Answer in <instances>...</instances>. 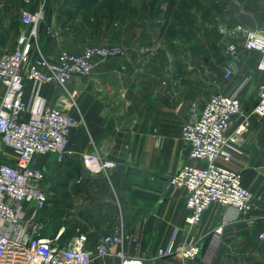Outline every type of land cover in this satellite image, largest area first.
Listing matches in <instances>:
<instances>
[{"label":"crops","instance_id":"0c3cea01","mask_svg":"<svg viewBox=\"0 0 264 264\" xmlns=\"http://www.w3.org/2000/svg\"><path fill=\"white\" fill-rule=\"evenodd\" d=\"M126 1L121 15L110 17L89 11L97 0H46V20L31 36L46 57L55 59L63 50L78 52L105 44H119L124 53L99 60L90 76H75L67 83V90L75 91L73 106L64 103L70 97L56 83L37 88L24 83L29 108L25 116L33 109L56 106L78 119L61 160L48 152L34 155L31 161L45 174L40 189L46 201L35 218L43 224L42 235L56 238L59 244L84 233L88 245L94 246L103 235L123 231L125 253L140 264H182L179 254L158 256V249L193 239L204 255L212 231L221 224L223 209L213 205L199 225L189 226L185 190H165L168 178L183 164L199 163L189 158L181 128L190 104L202 106L216 92L237 94L241 113L250 114L262 78L259 54L243 48L241 34L216 31L215 19H208L209 10L210 18L214 15L215 0H207L206 14L196 0L170 4L139 0L143 7L137 16L135 0ZM219 4L223 27L241 24L264 29V10L255 3L222 0ZM168 5L175 28L169 34L171 41L163 43ZM22 8V0H0V52L13 50L32 31L21 20ZM153 17L154 23L148 24ZM228 43L236 45V58L226 51ZM231 62L235 70L226 78L224 68ZM3 92L0 84V97ZM240 121L237 117L230 131ZM240 148L234 159L218 161L241 173L253 194L254 222L240 219L223 225L208 260L202 255L193 264H264V239L258 238L264 232V118H251ZM95 152L115 160L117 168L90 172L82 155ZM1 159L15 160L9 147H2ZM34 210V202L25 203L26 216ZM118 249L113 245L109 255L95 258L92 264H119Z\"/></svg>","mask_w":264,"mask_h":264},{"label":"built area","instance_id":"2783aa9c","mask_svg":"<svg viewBox=\"0 0 264 264\" xmlns=\"http://www.w3.org/2000/svg\"><path fill=\"white\" fill-rule=\"evenodd\" d=\"M21 20L32 26L28 37H21L19 45L8 52H0V84L4 92L0 97V264H92L95 258L110 254L113 245L119 249L115 255L119 264H140V260L127 255L123 248L127 235L123 231L106 234L94 245H88L84 233L73 236L66 244L56 238L42 235L43 224L36 220V210L41 209L46 196L40 189L44 172L33 167L36 154L54 153L61 160L67 151L68 138L78 125L73 114L60 107L43 106L29 110L23 97L26 81L37 88L44 83H56L66 91L68 106L75 105V91L67 90V83L75 76L88 77L99 60L119 56L124 49L119 44L89 45L81 51L63 50L55 59L46 57L31 40L38 24L46 20V0H22ZM50 30H48L49 32ZM222 32L243 36V48L259 54L257 68L261 72L258 100L252 111L244 115L237 94L212 93L202 106L192 102L188 119L181 128V137L189 144L188 156L199 163H186L172 174L164 186L182 188L186 192L188 210L186 223L199 225L206 210L216 205L223 209L221 224L214 228L205 254L196 240L183 241L176 246L170 243L158 249V256L179 254L182 264H193L203 255L208 260L218 245L223 225L245 219L253 223V194L244 185L239 171L223 162L230 161L241 152L244 134L251 118H264V36L257 29L241 24L223 27ZM226 51L236 58L237 47L228 43ZM235 64L224 68L227 78ZM241 121L231 129L234 120ZM9 147L14 161L1 159L2 147ZM82 161L92 173L109 172L117 168L115 160L95 153H84ZM34 202L35 210L25 215V203ZM264 239V232L258 234Z\"/></svg>","mask_w":264,"mask_h":264},{"label":"rangeland","instance_id":"374dc122","mask_svg":"<svg viewBox=\"0 0 264 264\" xmlns=\"http://www.w3.org/2000/svg\"><path fill=\"white\" fill-rule=\"evenodd\" d=\"M149 2H152L153 0H148ZM157 1L156 3L162 1V0H154ZM164 1V0H163ZM170 0H168L169 2ZM173 1V0H171ZM186 1V0H185ZM194 1V0H193ZM198 1V4L200 6V10L203 9V12H205V7H207L208 5V1L207 0H196V2ZM219 1V3H221L222 0H215V12L212 18H210V14L211 11L209 10V21H211V19H215L216 25H215V29L216 31H221V29L223 28V24H221V19H222V10H221V5L219 3H217ZM250 2H252L253 4L255 3V6H259L262 7V9L264 10V0H248ZM126 0H97L96 4L94 5V7L92 8V10L89 11H93L95 14H104L106 16L105 13H108V15L110 17H115L116 15H121V11L124 10V8L126 7ZM142 2V1H141ZM139 0H135V15L137 16L138 14H142V7L143 4L141 3ZM210 3V0H209ZM170 4V3H169ZM124 7V8H123ZM157 8V7H156ZM156 11V10H154ZM119 13V14H118ZM154 13V12H152ZM158 15V13H157ZM174 16V12L171 9L170 5L167 6V11L166 13L163 15L164 17V24L167 25L165 28V30H163V32L165 33V35L163 36V38L160 39L161 42L163 43H167L169 41H171L170 39V32L171 30H173V28H175V19H173L172 17ZM155 18H150L147 19V23H154ZM205 21V19H204ZM158 28V27H157ZM160 30H162V28H160Z\"/></svg>","mask_w":264,"mask_h":264},{"label":"water","instance_id":"95a60500","mask_svg":"<svg viewBox=\"0 0 264 264\" xmlns=\"http://www.w3.org/2000/svg\"><path fill=\"white\" fill-rule=\"evenodd\" d=\"M258 33H259L260 35L264 36V29H259V30H258Z\"/></svg>","mask_w":264,"mask_h":264},{"label":"trees","instance_id":"16d2710c","mask_svg":"<svg viewBox=\"0 0 264 264\" xmlns=\"http://www.w3.org/2000/svg\"><path fill=\"white\" fill-rule=\"evenodd\" d=\"M171 2H173V1L170 0L169 3H171Z\"/></svg>","mask_w":264,"mask_h":264}]
</instances>
